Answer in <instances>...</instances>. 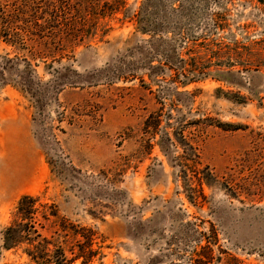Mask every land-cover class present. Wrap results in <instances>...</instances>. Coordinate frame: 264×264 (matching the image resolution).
Returning <instances> with one entry per match:
<instances>
[{
    "label": "rangeland",
    "instance_id": "obj_1",
    "mask_svg": "<svg viewBox=\"0 0 264 264\" xmlns=\"http://www.w3.org/2000/svg\"><path fill=\"white\" fill-rule=\"evenodd\" d=\"M142 1L0 0V264H33L35 247L66 264H264V101L208 76L205 54L264 36V7L150 0L152 37L136 30ZM165 60L202 67L204 79L177 87L190 98L148 80ZM241 76L264 87L263 71ZM174 133L192 150L164 139L167 159L157 142ZM14 224L25 232L6 249Z\"/></svg>",
    "mask_w": 264,
    "mask_h": 264
},
{
    "label": "trees",
    "instance_id": "obj_2",
    "mask_svg": "<svg viewBox=\"0 0 264 264\" xmlns=\"http://www.w3.org/2000/svg\"><path fill=\"white\" fill-rule=\"evenodd\" d=\"M258 5H261L264 7V0H254ZM153 4L150 0H143L141 3L140 8L137 10V14L134 17L135 23H136V30L142 34V35H149L152 37L157 36L160 34V24L155 22L153 15L154 11L153 9ZM14 17H12V20ZM16 20V18L14 19ZM98 22V21H97ZM22 33V32H21ZM19 34H8L7 32L2 33V38L6 42V44H16V41L14 39H17ZM209 54L212 60H214V64L212 67H214L213 72H209L211 77L228 86V87H233V88H242L246 92H248L250 95L254 97V99L261 105L264 101V87L262 90H259L258 88H255L253 85H249L248 88H244L240 86V84L234 82L237 81V76H241V71L247 72H252L256 73L258 76H261V72H264V36H259V37H253L250 42L244 43L243 46H240V43L235 42V41H230L227 45H225V48L221 47H216L213 50L207 51L205 54ZM166 68H161V67H156L154 68L153 66H150L149 64V70L147 71V78L148 80L153 83L155 79L160 78H169V83L171 84L167 85V91L172 92V98L175 97H180V96H187L191 97L192 94L188 92H177V87L179 88H186L190 86L191 84H195L198 81L204 79L202 74V67L197 65H186L185 61L179 60V63L177 65L173 64L172 62L165 60ZM13 63L12 60H7L6 64H11ZM27 66L26 68L30 69V65L25 63ZM6 67V66H5ZM197 67V68H195ZM7 69V68H6ZM164 72V74H156L155 70H159ZM168 70H174L175 75L172 76V78L169 77V71ZM237 70V71H234ZM159 71V72H160ZM242 77V76H241ZM262 77V76H261ZM228 78H231L229 81ZM158 81V80H156ZM160 84L159 82H157ZM19 85L22 87L23 92L26 93L30 97H40L37 93L35 94L32 90V81L28 80L27 78L20 77V83ZM174 85V86H173ZM242 85V84H241ZM223 95L224 97L231 102H234L236 104H244L246 99L241 96L239 93H226L224 94L223 92H218ZM263 95L262 98H259L260 95ZM158 121V120H157ZM171 119L168 118V120L164 121V125L166 129H172L173 124H170ZM181 123L183 124L184 122L181 120ZM149 125V120H147L146 125L148 127ZM155 126H160V122L158 121ZM222 130L224 131H237L240 128L237 126H231V125H220L219 126ZM177 134H173L174 142L170 140V138L165 134L164 136L161 137V141L157 142V146L162 153L167 159H169L168 154L166 152V148H164L162 140L165 139L166 142H168V148H173L174 150L176 149L175 145H178L179 148L183 151V154H187L189 151L192 150L190 144L186 141V139L182 136V133L179 135V137L176 136ZM187 161V160H186ZM188 163V162H185ZM186 165V164H183ZM179 168L184 169L183 166H179ZM208 177H210L208 175ZM206 180V177H204V174L202 173V176L200 179H198L199 182ZM205 185H209L207 182H204ZM27 199H23L19 202L16 213L14 218L18 219L19 222L21 223L20 220L24 219L23 216V206L25 205ZM26 220V219H24ZM26 225H24L25 229ZM21 224H14L12 225L11 228L7 229L5 232V248L6 249H11L10 242L12 238H20L25 231H21ZM21 234V236H20ZM27 241V240H26ZM28 244V242H24ZM26 256L28 257V260L32 262L33 264H66L65 261L62 260V255H60L61 258H55V257H49L44 252H39L38 248H34V251L31 253H26ZM198 264H202L198 262Z\"/></svg>",
    "mask_w": 264,
    "mask_h": 264
}]
</instances>
